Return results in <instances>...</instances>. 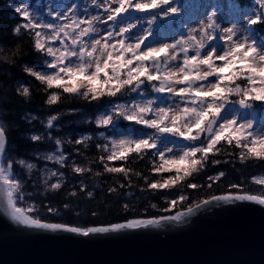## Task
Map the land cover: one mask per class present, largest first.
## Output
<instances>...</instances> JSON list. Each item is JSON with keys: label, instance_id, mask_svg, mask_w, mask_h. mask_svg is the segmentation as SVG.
Wrapping results in <instances>:
<instances>
[{"label": "snow or ice", "instance_id": "snow-or-ice-1", "mask_svg": "<svg viewBox=\"0 0 264 264\" xmlns=\"http://www.w3.org/2000/svg\"><path fill=\"white\" fill-rule=\"evenodd\" d=\"M92 3L103 10V16L80 19L75 13L50 12L55 20H64L65 23L38 19L27 7L18 4L14 10L24 22L14 26L12 32L15 36L30 37L33 50L44 58L40 68L25 65L24 71L48 93V105L58 103L63 94L78 96L89 103L107 98L111 108L108 114H101L93 121L98 127L114 126L123 119L151 130L136 139L121 138L96 144L101 152L98 161L104 172L122 174L130 180V174L139 177L142 173L123 165L110 166V162L127 164L130 158L132 162L148 158L152 165L150 171L158 178L144 176L147 189L170 192L179 186L180 194L167 200L171 207H175L188 199L183 188L203 187L189 178L199 174L209 162L221 164L223 161L217 158L219 156H235L241 164H264V128L257 130L253 121L244 118L241 112L242 109L264 108V43L245 34L251 31L250 28L238 29L235 24L222 26L213 10L199 21V28H192L186 36L173 43L153 46L146 43L151 35L150 29L133 35L140 19L133 22L127 17L132 12L146 14L152 24L160 14L166 17L180 14L178 0H92ZM259 8L261 11L253 13L247 20L248 25L264 27V0H259ZM109 22L112 27L102 33L97 25H108ZM117 23L121 26L116 27ZM217 40L222 43L216 45ZM3 51L0 47V52ZM19 51L16 48L11 56L0 59L12 63L11 57ZM51 89L59 91H49ZM17 91L26 98L31 96L29 87ZM132 94L145 98L119 102ZM154 94L170 97L171 103L158 104ZM57 120V116H51L47 127L52 128ZM98 135L102 140H108L103 131ZM167 136L186 143L179 148L174 143L160 147L162 138ZM30 139L38 142L44 137L32 135ZM91 139V136H84L75 143L87 147L86 141ZM7 143L6 127L0 120V190L7 193L5 211L14 221L36 229L63 230L87 237L124 229L158 227L167 221L182 222L197 209L213 202L247 201L264 205V176H253L251 182L260 187L259 193L240 190L214 195L172 216L132 219L126 223L88 228L46 222L27 214L38 211L36 205L28 209L18 206L24 198V180L18 178L14 169L19 166L31 176L37 164L9 156ZM55 144L61 145V140L56 139ZM40 159L53 161L60 167L69 163L60 148L41 154ZM72 170L78 174L92 171L89 167L75 165ZM95 174L101 175L100 172ZM63 175V172L45 169V189L60 190ZM225 176L226 173L220 171L208 178L218 183ZM53 177L58 179L49 183ZM231 187L241 188L239 184ZM71 194L76 195L75 192ZM48 211L57 210L49 208Z\"/></svg>", "mask_w": 264, "mask_h": 264}, {"label": "trees", "instance_id": "trees-1", "mask_svg": "<svg viewBox=\"0 0 264 264\" xmlns=\"http://www.w3.org/2000/svg\"><path fill=\"white\" fill-rule=\"evenodd\" d=\"M45 0H31L32 3ZM245 5L247 0H238ZM18 0H0V57L11 56V53L19 48V53L11 57L12 63H6L0 59V120L4 122L7 135V154L16 159H27L36 163L37 168L31 176L26 169L16 166L14 172L18 178L24 180V198L18 202V206L28 209L36 205L38 211L27 213L48 221L63 223L74 227L88 228L93 225H111L127 222L132 219H150L163 215L173 214L181 209L190 207L204 199L229 192L240 190L259 193L260 187L251 182V177L264 175V164H241L235 156L222 155L217 157L221 164H211L199 174L189 178L192 182L199 183L203 187L198 189L183 188V193L188 197L183 203L171 207L167 200L177 197L181 188L178 186L170 192H157L148 190L143 179L158 178L150 171L152 165L148 158L127 164L123 161L110 162V166L132 167L142 176L130 174L131 179L122 174L107 173L98 158L100 149L95 147L98 143H108L111 130L98 127L93 121L100 112L111 106L107 98L100 102L88 101L70 94H63L58 103L48 105L46 103L48 93L43 86L24 71L25 65L40 68L43 57L32 48L31 38L27 35L15 36L12 29L23 23V18L15 12ZM255 30L259 29L255 25ZM23 31V30H22ZM23 87H29L31 96L26 98L17 91ZM49 91H59L51 89ZM134 94L126 97L129 100ZM51 116H57L52 128L47 127V121ZM36 117V119H32ZM127 126H139L132 122L124 121ZM103 131L108 140L99 138ZM32 135L44 137L41 141H31ZM84 136H91L90 141L84 144L75 143ZM61 140L57 146L55 140ZM71 141V143H69ZM57 148L64 151L69 163L60 167L53 161L40 159L41 154L55 152ZM133 157L135 154H131ZM89 167L91 172L83 174L75 173L73 166ZM45 169L63 172V186L58 191L45 189L43 179ZM223 171L226 176L218 183L209 180V176H215ZM100 172L101 175H96ZM174 174V173H172ZM168 176L169 173H164ZM58 177H53L49 183L55 182ZM211 184V187L208 185ZM232 184H239L240 189H233ZM124 185V187H120ZM116 188L112 192L110 189ZM75 192L76 195L71 193ZM92 195L89 196L88 193ZM157 205L153 208L151 205ZM67 205V207H65ZM125 205L128 207L126 208ZM56 209L49 212L48 209Z\"/></svg>", "mask_w": 264, "mask_h": 264}, {"label": "water", "instance_id": "water-1", "mask_svg": "<svg viewBox=\"0 0 264 264\" xmlns=\"http://www.w3.org/2000/svg\"><path fill=\"white\" fill-rule=\"evenodd\" d=\"M6 199L0 190V264H264V205L255 202H213L182 222L85 237L20 224Z\"/></svg>", "mask_w": 264, "mask_h": 264}, {"label": "rangeland", "instance_id": "rangeland-1", "mask_svg": "<svg viewBox=\"0 0 264 264\" xmlns=\"http://www.w3.org/2000/svg\"><path fill=\"white\" fill-rule=\"evenodd\" d=\"M178 3L181 7L180 14L174 15L176 18L177 26L170 31H166L162 35H157L156 32L152 35L150 39L146 41L147 44L153 46H159L163 43H173L175 40L180 39L182 36H186L188 32L192 28H199V21L206 18L207 15H210L214 10L217 12L218 22L222 26H231L235 24L238 29L249 28L247 24V20L252 16L253 13H259V0H256L253 4V7H250L246 10V12L239 11L230 0H185L182 2L178 0ZM19 4H23L28 8L29 11L33 13L35 17L38 19H43L46 22H58L65 23L64 20H55L50 12L59 11L64 15H71L75 13L80 19H90L93 15L103 16V10L95 7L92 3V0H46L44 2L30 4L29 0H20ZM219 7L215 10V7ZM131 15V14H130ZM144 19L140 22L135 32V35L140 34L145 30H151L150 23L148 22V16L143 14ZM166 17L163 14H160L158 17ZM131 18H127L128 20H132ZM173 17V16H172ZM135 20V19H134ZM134 20H132L134 22ZM122 23V22H121ZM121 26L120 23H117L116 27ZM98 28L101 29L102 33H106L107 29L112 27L111 22L108 25H97ZM155 27V26H154ZM154 31V30H152ZM253 39L250 32L245 33ZM216 45H220L222 42L217 40L214 42ZM264 43V42H260ZM157 97V103L164 105L167 103H171V98L168 96H161L159 94H154ZM159 95V96H157ZM145 97L138 96L137 98L132 99L133 101L143 100ZM110 111L106 110L102 114H108ZM244 113V118L252 120L254 123V127L259 130L264 128V109L255 110H241ZM120 121L118 120L114 126L117 129L116 134L113 135V139H121V138H131L134 130L130 127L126 130H120ZM144 134H139L136 138L143 136ZM163 143L160 144V147H163L165 144L171 146L173 143L177 148L181 147L178 143V139L173 138L171 136L163 137Z\"/></svg>", "mask_w": 264, "mask_h": 264}, {"label": "bare ground", "instance_id": "bare-ground-1", "mask_svg": "<svg viewBox=\"0 0 264 264\" xmlns=\"http://www.w3.org/2000/svg\"><path fill=\"white\" fill-rule=\"evenodd\" d=\"M6 148H7V146H6Z\"/></svg>", "mask_w": 264, "mask_h": 264}]
</instances>
